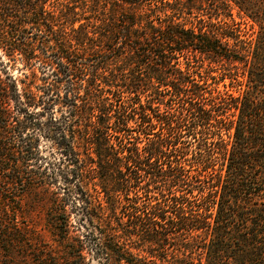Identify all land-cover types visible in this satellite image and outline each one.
<instances>
[{"label":"trees","instance_id":"1","mask_svg":"<svg viewBox=\"0 0 264 264\" xmlns=\"http://www.w3.org/2000/svg\"><path fill=\"white\" fill-rule=\"evenodd\" d=\"M76 2L0 0V196L49 193L107 264H264V0Z\"/></svg>","mask_w":264,"mask_h":264},{"label":"rangeland","instance_id":"2","mask_svg":"<svg viewBox=\"0 0 264 264\" xmlns=\"http://www.w3.org/2000/svg\"><path fill=\"white\" fill-rule=\"evenodd\" d=\"M78 2L79 0H77L76 3L78 4ZM11 5L12 4H9L8 6ZM12 7L15 9L14 6ZM12 13L18 15V17H20L19 14H21L20 11L16 10ZM86 13L87 12H85V14ZM233 17L235 21H241L240 27L246 32L249 38L254 35V33L251 36L249 34L255 32V24H252V22L247 19L240 20L235 14ZM83 20L84 19H81V21ZM76 24L77 23H75V25ZM39 35L46 36L47 34H45L44 31L32 29L31 40L34 39V36L39 37ZM14 56L15 60L9 61V63L14 65L10 71L13 75L23 77V73L20 72H28V68H24L19 54L16 53ZM1 59L4 62L7 61V58L3 54ZM40 61L41 59L39 57L35 60L33 65L38 76L43 74L41 73L42 70L44 71L45 69V73L50 70L49 66H43L44 68L41 67ZM216 73L217 72H213V74ZM48 80L51 81L50 78H48ZM239 80H242L241 84L233 82L224 87L222 81H219L217 84L213 83V85H216L220 90L226 89L228 93L236 95L238 91L244 87V79L239 77ZM224 82L228 83L229 79L226 77ZM62 89L63 88L60 89V94L63 93ZM81 92L82 91H80V93ZM58 105V103H54L53 105L54 116H59V108H61L62 111H66L68 108L64 105L60 107ZM223 136L226 138V135ZM184 138L192 144L196 143L193 138L188 136ZM37 147L41 151L40 154L44 156L47 155L48 150L52 148L53 156L51 155L48 160L54 161L55 158L59 156V152L54 147H51V144L43 137L38 140ZM215 155H217L216 162H218L215 165L216 167L219 166L222 160L219 159L220 157L218 154ZM187 158L189 162L193 161L190 154L187 155ZM194 167V163L191 167L187 166V168L190 169ZM57 184L59 183L51 187L52 191H60ZM19 186L20 185L13 190L14 192L18 191V196L13 195L12 192L7 193V197L4 195L6 199H3L4 196H0V264H98L99 262L100 264H107L104 253L98 252V249L96 250L93 240H90L88 236L84 234L85 228L79 226L74 213H70L69 215L68 232L66 237L62 238L61 235L56 233L57 231L54 230L52 226L50 204L48 201L51 195L49 193H44L36 186H23L21 188ZM58 194L61 196V193ZM66 206L67 209H69V205ZM14 219L20 221V227H15V225H13L12 220ZM77 239L80 240L81 243H78ZM127 249L128 251L145 255L144 252L138 251L132 247ZM78 252L80 255H78ZM110 259L112 260V258Z\"/></svg>","mask_w":264,"mask_h":264}]
</instances>
